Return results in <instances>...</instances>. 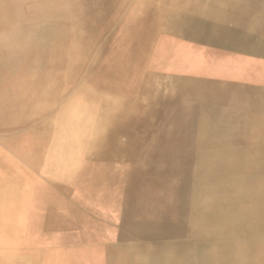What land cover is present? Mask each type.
<instances>
[{
  "label": "bare ground",
  "instance_id": "6f19581e",
  "mask_svg": "<svg viewBox=\"0 0 264 264\" xmlns=\"http://www.w3.org/2000/svg\"><path fill=\"white\" fill-rule=\"evenodd\" d=\"M187 1L200 0H0V264H137L125 242L149 230L238 238L250 264L264 149L224 165L202 151L136 162L156 43Z\"/></svg>",
  "mask_w": 264,
  "mask_h": 264
},
{
  "label": "crops",
  "instance_id": "0c3cea01",
  "mask_svg": "<svg viewBox=\"0 0 264 264\" xmlns=\"http://www.w3.org/2000/svg\"><path fill=\"white\" fill-rule=\"evenodd\" d=\"M197 2L174 4L177 13L164 19L139 108L152 129L137 163H190L202 151L224 165L264 149V2ZM128 240L124 247L141 254L137 264H210L211 252L221 255L215 264H241L238 238L224 235L149 230ZM257 241L250 264H264V240Z\"/></svg>",
  "mask_w": 264,
  "mask_h": 264
}]
</instances>
